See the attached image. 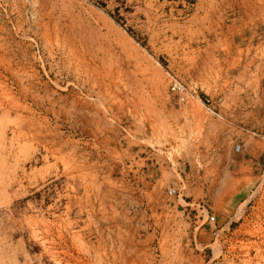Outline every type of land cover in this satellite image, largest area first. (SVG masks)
I'll return each instance as SVG.
<instances>
[{
    "label": "rangeland",
    "instance_id": "obj_1",
    "mask_svg": "<svg viewBox=\"0 0 264 264\" xmlns=\"http://www.w3.org/2000/svg\"><path fill=\"white\" fill-rule=\"evenodd\" d=\"M184 112L199 227H140L135 145ZM0 264H264V0H0Z\"/></svg>",
    "mask_w": 264,
    "mask_h": 264
},
{
    "label": "crops",
    "instance_id": "obj_2",
    "mask_svg": "<svg viewBox=\"0 0 264 264\" xmlns=\"http://www.w3.org/2000/svg\"><path fill=\"white\" fill-rule=\"evenodd\" d=\"M196 114L184 112L186 119L179 123H172L164 114L148 130L145 142L140 139L142 142L135 145L130 175L140 227L155 230L165 223L199 227L204 160L199 135L203 126L197 122ZM248 115L249 112L243 114ZM172 130L178 133L172 136ZM208 157L213 160V155ZM172 188L177 193L170 195L168 190Z\"/></svg>",
    "mask_w": 264,
    "mask_h": 264
},
{
    "label": "built area",
    "instance_id": "obj_3",
    "mask_svg": "<svg viewBox=\"0 0 264 264\" xmlns=\"http://www.w3.org/2000/svg\"><path fill=\"white\" fill-rule=\"evenodd\" d=\"M171 88H172V91H174V92H176V93H182V92H184L183 90L185 89V86L182 85V84H181L180 82H178V81H174V82L171 83ZM168 193H169L170 195H173V194H176L177 191H176V189L172 188V189H169V190H168ZM210 221H211V222H212V221H215V216H211V217H210Z\"/></svg>",
    "mask_w": 264,
    "mask_h": 264
}]
</instances>
